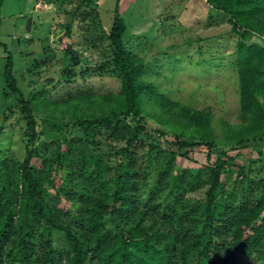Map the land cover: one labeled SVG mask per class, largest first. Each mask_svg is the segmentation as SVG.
Masks as SVG:
<instances>
[{
    "label": "trees",
    "instance_id": "trees-1",
    "mask_svg": "<svg viewBox=\"0 0 264 264\" xmlns=\"http://www.w3.org/2000/svg\"><path fill=\"white\" fill-rule=\"evenodd\" d=\"M206 2L229 16L240 37L241 122L225 121L223 136L216 134L209 112L172 100L143 79L145 59L124 41L120 0L109 30L98 16L95 22L110 48L99 68L109 67L121 80L118 92H82L58 102L44 90L25 99L9 52L3 83L18 98L28 132L21 161L12 166L0 155V264H264V180L255 183L244 164L232 188L222 180L236 159L230 150L245 145L262 154L264 0ZM92 4L81 0L70 11L72 21L62 39L71 51L75 22L88 21ZM0 46L8 51L1 37ZM147 106L174 129L177 149L143 139ZM62 107L73 111L69 120L56 114ZM39 116L63 133V143L51 155L39 151L40 134L47 132ZM189 127L194 131L185 132ZM202 145L209 159L213 149L220 153L215 161L199 169L175 166L178 151ZM36 157L39 167L33 165ZM60 168L64 173L57 175ZM49 186L73 208L50 203ZM202 189L205 201H188L190 193ZM60 233L65 247L58 248Z\"/></svg>",
    "mask_w": 264,
    "mask_h": 264
},
{
    "label": "rangeland",
    "instance_id": "rangeland-1",
    "mask_svg": "<svg viewBox=\"0 0 264 264\" xmlns=\"http://www.w3.org/2000/svg\"><path fill=\"white\" fill-rule=\"evenodd\" d=\"M79 1L3 2L0 37L7 43L8 51L0 46V155L8 158L12 166L25 156L28 129L18 98L7 92L3 83L9 52L25 99L38 97L45 90L48 98L62 102L82 92H118L121 88V80L109 67L99 68L109 58L110 48L107 38H100L102 30L95 26L98 16L103 28L110 29L118 0H91L92 12L88 21L77 18L75 22L73 33L77 39L74 40V51H71L62 36L72 21L70 11ZM119 10L127 26L126 46L145 59V81L172 100L209 112L211 125L219 136H223L225 121L230 124L241 122L236 54L240 37L232 31L227 14L212 8L206 0H120ZM147 110L150 113L144 123L147 132L142 135L143 139L155 141L164 148L177 149L173 144L177 139L174 129L166 127L150 106ZM46 111L44 108L40 113ZM72 113V110L65 111V107L56 112L63 121L69 120ZM37 119L42 125L41 130L47 131L40 134L39 151L42 156L51 155L63 143V133L52 129L49 119L43 120L41 116ZM72 124L73 120L66 124L69 131ZM160 128L166 133L161 135ZM193 128L189 127L185 132L190 133ZM259 145L262 154L245 145L229 151L236 159L222 176L226 189L233 187L239 166L243 164L255 183L264 180V142ZM184 152L186 149L178 151L175 162L178 168L199 169L220 155L213 149L209 159L208 148L204 145L188 148L185 155ZM33 165L40 166L38 157L33 159ZM61 173H64L63 168L56 171L57 175ZM60 183L57 176L56 184ZM188 196L192 203L206 200L205 189ZM46 198L60 207L73 208L57 194L54 186L48 187ZM55 238L56 247H65L61 233Z\"/></svg>",
    "mask_w": 264,
    "mask_h": 264
}]
</instances>
